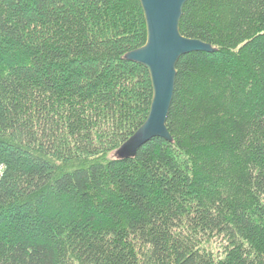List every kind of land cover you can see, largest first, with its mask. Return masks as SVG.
Wrapping results in <instances>:
<instances>
[{"label": "trees", "instance_id": "trees-1", "mask_svg": "<svg viewBox=\"0 0 264 264\" xmlns=\"http://www.w3.org/2000/svg\"><path fill=\"white\" fill-rule=\"evenodd\" d=\"M166 128L132 159L137 0H0V264H264V0H186Z\"/></svg>", "mask_w": 264, "mask_h": 264}, {"label": "water", "instance_id": "water-1", "mask_svg": "<svg viewBox=\"0 0 264 264\" xmlns=\"http://www.w3.org/2000/svg\"><path fill=\"white\" fill-rule=\"evenodd\" d=\"M137 1L144 19L146 41L124 59L147 71L152 97L144 123L115 152L117 160L134 158L138 149L154 138L171 142L166 119L174 92L176 63L190 53L216 52L210 44L181 35L179 22L186 0Z\"/></svg>", "mask_w": 264, "mask_h": 264}, {"label": "built area", "instance_id": "built-area-1", "mask_svg": "<svg viewBox=\"0 0 264 264\" xmlns=\"http://www.w3.org/2000/svg\"><path fill=\"white\" fill-rule=\"evenodd\" d=\"M3 172H4V167L2 165H0V179L3 175Z\"/></svg>", "mask_w": 264, "mask_h": 264}]
</instances>
